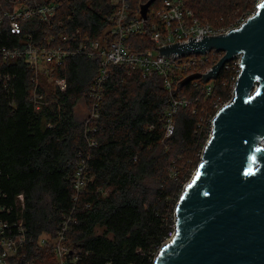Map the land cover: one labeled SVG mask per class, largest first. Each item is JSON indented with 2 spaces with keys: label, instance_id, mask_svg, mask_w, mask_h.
<instances>
[{
  "label": "trees",
  "instance_id": "1",
  "mask_svg": "<svg viewBox=\"0 0 264 264\" xmlns=\"http://www.w3.org/2000/svg\"><path fill=\"white\" fill-rule=\"evenodd\" d=\"M148 1L132 0V17ZM163 1L151 6L150 25ZM184 1L199 21L215 26L233 22L239 17L235 11L241 7L243 12L248 2ZM60 10L58 22L80 42L100 39L117 7L112 0H75ZM34 21L33 29L25 26L28 32L48 33L47 24ZM129 39L139 51L156 48L151 32ZM17 41V35L0 30V46L11 48ZM218 59L214 56L210 65ZM100 65L101 58L71 56L54 72L67 79V91L51 89L55 102L41 110L30 100L35 84L27 61L5 70L11 80L0 84V224L7 226L8 238L24 236L9 264H54V245L44 247L41 239L61 234L69 248L67 264H155L175 231L176 205L207 139L198 122L214 113L212 104L229 100L230 72L222 69L210 96L194 82L180 87L178 93L191 104L179 109L174 135L167 137L161 120L170 96L162 78L128 75L118 66L109 67L99 118L86 122L78 116L77 106L89 100ZM200 100L212 104L193 109ZM79 178L84 185L78 190Z\"/></svg>",
  "mask_w": 264,
  "mask_h": 264
},
{
  "label": "water",
  "instance_id": "2",
  "mask_svg": "<svg viewBox=\"0 0 264 264\" xmlns=\"http://www.w3.org/2000/svg\"><path fill=\"white\" fill-rule=\"evenodd\" d=\"M157 1L141 6L144 19ZM158 49L173 59L225 53L206 74L193 73L181 86L218 79L236 56H242V73L234 99L214 119L202 162L176 205L174 235L155 264H264V0L226 35L190 37Z\"/></svg>",
  "mask_w": 264,
  "mask_h": 264
},
{
  "label": "built area",
  "instance_id": "3",
  "mask_svg": "<svg viewBox=\"0 0 264 264\" xmlns=\"http://www.w3.org/2000/svg\"><path fill=\"white\" fill-rule=\"evenodd\" d=\"M74 1L0 0V30L4 29L18 36L17 45H13L11 48L0 46V84L7 85L11 80V76L5 71L7 66L24 59L34 73L32 82L35 86L31 91L30 100L36 110H41L55 102L49 95L51 89L63 93L67 91V79L54 77L56 69L65 67L66 61L71 56L80 53L91 58H101L99 76L89 92L90 117L87 120L89 122L100 116L105 83L110 76V66L122 67L128 75L138 73L144 78L158 76L162 78L170 96L169 108L161 120L167 137L174 135L175 117L179 109L189 107L191 104L178 93L182 87L178 82L196 72L206 74L214 66L210 65L213 57L217 55L222 59L225 53L212 50L205 55L190 53L173 59L164 55L160 56L158 48L185 42L190 37L195 39L204 35L207 37L226 35L230 30L240 28L255 13L238 17L230 24L215 26L199 21L194 11L186 5L184 0H164L161 7L155 12L156 22L150 25L149 18L144 19L140 14L136 18L132 17V0H112L117 10L112 17L110 27L103 32L102 37L100 39L86 37L77 42V39L71 36L69 27L57 20L61 17V6ZM261 1L257 3V6ZM71 11L73 13L76 10ZM34 19L48 25L47 34L36 36L32 30L29 29L31 33L26 30L25 26L27 29L30 27L33 29L37 25ZM150 32L156 48L146 51L134 48V42L129 39L130 36L136 34L143 36ZM75 34H81V30L77 29ZM241 62L242 56H236L224 66L230 72L226 80L230 88L229 100L222 104L215 103L213 105L214 113L202 116L198 122L201 133L205 130L207 136L204 148L212 138L214 119L217 113L234 99L236 84L242 73ZM216 80L212 79L207 83L203 79L194 80L193 86L200 88L207 96H210L214 91ZM91 143L95 144L94 141ZM81 176L82 174H78V177ZM83 185V180L79 178L76 188L79 190ZM6 227L5 224H0V264H9V258L16 254L17 244L24 242L23 235L15 239L5 236ZM60 238L62 244L56 247V251L61 257L59 264H67L69 248L64 245L63 234Z\"/></svg>",
  "mask_w": 264,
  "mask_h": 264
},
{
  "label": "rangeland",
  "instance_id": "4",
  "mask_svg": "<svg viewBox=\"0 0 264 264\" xmlns=\"http://www.w3.org/2000/svg\"><path fill=\"white\" fill-rule=\"evenodd\" d=\"M240 2H242V0H239ZM260 0H248V2H247V7L245 8V10L243 11V12H241L240 13V11H241V7L239 8V9H237L236 11H235V14L237 15H239V17L241 16H246V14L247 13H250V14H253L254 12H255V10H256V6H257V3L259 2ZM217 15H219V14H215L214 15V17L215 16H217ZM214 84V83H213ZM51 85V84H50ZM50 85H49V87H50ZM201 105V107H203V108H205L206 109V107L210 104V106H211V104H212V102H209V101H206V100H200L199 102H197L195 105H193V109H197V105ZM215 104V103H214ZM214 104H212V105H214ZM218 104H222V103H218ZM205 105V106H204ZM77 114H78V116H80L81 117V119H83V117H87V120L89 119V117H90V105H89V100H87V99H83L82 101H80V103L78 104V106H77ZM87 120H86V122H87ZM202 153H203V149L202 150H200V152H198V154L197 155H195V158H196V156H197V159H198V161H197V164L196 165H194L193 164V168L191 169V165H192V163H190V166L187 168V170H185L186 172L185 173H187V172H189V170L191 169L192 170V172H191V176H190V178H189V180L185 183V184H187L190 180H191V178H192V176L195 174V172H196V170H197V168H198V166H199V164H200V162H201V160H202ZM196 160V159H195ZM194 160V161H195ZM173 174H175V171L173 172ZM174 221H175V218H174ZM42 245L44 246V247H48V248H50L51 247V244H53L54 245V247H53V254H54V264H59V263H61V257H60V255H58V253H57V251H56V247L59 245V244H62V239L61 238H55V239H53V238H51V237H49V236H44L42 239Z\"/></svg>",
  "mask_w": 264,
  "mask_h": 264
}]
</instances>
